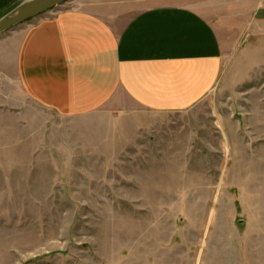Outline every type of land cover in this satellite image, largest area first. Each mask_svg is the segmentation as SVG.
Masks as SVG:
<instances>
[{
	"label": "rangeland",
	"instance_id": "rangeland-1",
	"mask_svg": "<svg viewBox=\"0 0 264 264\" xmlns=\"http://www.w3.org/2000/svg\"><path fill=\"white\" fill-rule=\"evenodd\" d=\"M195 2L223 71L183 111L62 116L0 62V264H264V0Z\"/></svg>",
	"mask_w": 264,
	"mask_h": 264
},
{
	"label": "crops",
	"instance_id": "crops-1",
	"mask_svg": "<svg viewBox=\"0 0 264 264\" xmlns=\"http://www.w3.org/2000/svg\"><path fill=\"white\" fill-rule=\"evenodd\" d=\"M146 1L58 6L0 36V62L13 64L32 100L62 116L109 102L191 108L221 77L223 41L196 0Z\"/></svg>",
	"mask_w": 264,
	"mask_h": 264
},
{
	"label": "water",
	"instance_id": "water-1",
	"mask_svg": "<svg viewBox=\"0 0 264 264\" xmlns=\"http://www.w3.org/2000/svg\"><path fill=\"white\" fill-rule=\"evenodd\" d=\"M68 1L69 0H24L0 17V35Z\"/></svg>",
	"mask_w": 264,
	"mask_h": 264
},
{
	"label": "trees",
	"instance_id": "trees-1",
	"mask_svg": "<svg viewBox=\"0 0 264 264\" xmlns=\"http://www.w3.org/2000/svg\"><path fill=\"white\" fill-rule=\"evenodd\" d=\"M0 4L4 6V5H6V1H3V2H1ZM16 6H17V5H16ZM14 7H15V6H14ZM14 7L10 8V10H12ZM10 10H8L7 12H9ZM7 12H6V13H7Z\"/></svg>",
	"mask_w": 264,
	"mask_h": 264
}]
</instances>
